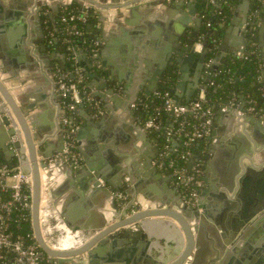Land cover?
Here are the masks:
<instances>
[{"label": "water", "instance_id": "water-1", "mask_svg": "<svg viewBox=\"0 0 264 264\" xmlns=\"http://www.w3.org/2000/svg\"><path fill=\"white\" fill-rule=\"evenodd\" d=\"M166 1L159 0L157 3L165 4ZM172 1V6L178 11H184L185 7L188 9L189 13L180 18L183 24H187L196 13V4L191 0ZM71 2L0 0V51L4 52L2 56L0 53V73L8 74L0 78V154L8 164H12L15 158L22 163L25 159L30 162L34 236L37 244L49 256L50 264H221L220 260L226 254L228 264H264V119L259 115L240 114V111H244V104L222 102L215 106L216 125L210 136L212 156L204 174L207 187L201 192L196 208L186 206L178 189L169 185L173 177H164L153 164L160 152L159 139H155L157 145L153 154L142 155L146 161L140 168H136L135 161L126 164V157L115 152L118 146L114 141L115 133L106 127L109 120H113V124L118 120L115 111L130 105L128 94H131L132 84L128 78H125L124 90L120 92L118 88L121 87L122 79L106 71L99 78L101 84L93 81L87 88L91 90L89 94L93 103L100 105V110L96 109L100 118L96 120V115L91 114L92 108L89 109L86 104L80 105L79 110L85 115L87 123L76 130L75 140L84 163L83 160L80 163L70 162L71 155H66L64 149L67 134L74 124L73 120L71 123L63 122L68 114L59 104L61 99L55 92L53 77L56 62V67L66 66L65 48L58 45L54 52L50 50L41 12L49 7V16L53 19L54 27L59 30L57 17L60 7ZM78 2L83 4L82 1ZM241 2L245 4L244 0ZM239 10L240 6H237L234 13L235 16H241L242 20L236 23L233 19L232 25L239 27L237 30L242 33L243 44H246L248 38L243 24L248 21V10H243L246 15L240 14ZM262 19L261 23L256 24L260 27L258 40L261 44L264 43V17ZM194 20L200 25L197 31L189 36L188 45L177 43L178 55L167 64L170 67L175 62L179 65L176 89L171 90L177 104H182V92L189 95V103L196 91L205 88L200 83V77L207 61V50L199 58H196L195 53V40L202 18ZM251 24L255 25V22ZM99 31L103 32L101 29ZM36 44L38 47L35 49ZM222 49L225 50L226 45ZM232 51L242 52L243 49ZM56 52L59 60L53 54ZM219 62L220 59L216 58L211 69L217 70ZM193 63H196L194 84L187 88L183 86V79L188 66ZM23 70L28 71V77L39 84L23 92L13 91L4 84ZM164 75L161 67L154 74L155 81L163 80ZM160 85L154 82L147 88L146 94L157 90ZM51 94L60 107L58 113L56 109L53 111L57 123L52 121L50 131L44 132L39 126L40 114L32 113L39 108L43 109L41 114L44 115L49 109ZM138 95L137 90L136 97ZM34 100L37 103H33ZM92 125L98 126V133L94 138L91 137L87 145L85 140L90 136ZM123 126L135 132L134 125L123 122ZM56 127H59V132L57 144L54 145L47 136H51ZM18 134L22 136L19 139ZM178 144V141H174L173 147ZM94 149L97 150L95 155ZM259 153L260 159H257L255 154ZM108 162L117 163V166L109 168ZM192 162L188 164L189 167ZM154 177L163 184V189L150 185L149 192H155V196L150 197L152 203L144 204L140 194H149L145 184L154 181ZM127 178L130 183L128 188ZM46 189L50 193L51 203L70 229L93 230L91 237L79 247L55 249L44 237L41 206ZM121 189L129 193L130 202L126 207H120L117 202L115 192ZM132 197L137 203L132 201ZM93 205L102 211L88 213L83 209V206ZM154 218H170L184 233L185 245L172 260L165 261L150 254L155 241L150 236L148 226Z\"/></svg>", "mask_w": 264, "mask_h": 264}, {"label": "crops", "instance_id": "crops-1", "mask_svg": "<svg viewBox=\"0 0 264 264\" xmlns=\"http://www.w3.org/2000/svg\"><path fill=\"white\" fill-rule=\"evenodd\" d=\"M78 1L86 3L87 6L96 11L95 22H92L88 25L87 35L89 37V43L92 44L97 40L102 41L97 57L92 56L90 44L84 47H79L76 51L77 66L84 74L87 88H89L90 84L93 81L101 84L99 78L102 77L103 73L106 71L110 72L113 76H115V78L120 77L122 79L121 87L118 88L120 92L124 90L123 83H125V78H128V82H131L130 84H132V86H130L131 94H128V96H130L131 98L129 107L118 109L117 111H115L114 115L118 117V120L114 124L113 120H109L106 127V129L109 128L115 133L114 141L118 144V146H116L115 148V152L117 154H120L121 156L126 157V164H130L131 161H135L137 164L136 168H140L142 166V163L146 161V159L142 155L149 156L154 153V148L157 145L155 143V139H159L158 145L160 144L159 135H155L145 127V123L142 122L141 119L142 113H140L138 106L134 107L133 104L138 105L139 103L144 102L157 91L154 90L149 95L146 94L147 88L151 87L154 82L158 86L161 84V82H163V80L155 81L154 74L161 67H163L164 73L167 68L170 67L169 65L167 66V64L170 63L171 59H175L179 52V47H177V45L179 43L183 46L188 45L189 36L193 35V33L197 31L196 28L200 26L197 21L194 20V18H201V12L207 6L208 2H212L213 7L215 8V12H213V15H215V13L221 8L228 9L229 11V16L225 25L222 40L219 44V52L213 59V61L216 58L220 59V62L218 63V69L227 65L232 61V58L234 57L241 58V55L246 54L249 48L255 47L259 55L261 81L264 85V43L261 44L258 40L260 27L256 25L259 22L261 23L263 19L261 17L257 18L258 12L255 8L253 0H244L245 4L241 2V0H235L232 4H230L227 0H215L214 2L211 0H191L192 3L196 4L197 9L193 17L189 18L187 24H183L180 18H182V15H184L185 13H189L188 9L185 7L184 11H178V9L172 6V0H167L165 4H158L157 2L159 0H143L140 3L133 2L134 0ZM237 6H240L239 13L242 15H246V12L243 11L245 8L246 10H248V21L247 23L243 24V27L245 28V34L248 38V42L246 44H243L244 39L242 37V33L237 30L239 27L232 25L233 19L236 20V23H239L242 20L241 16H235L234 12ZM131 7H134L135 9L133 8L134 10H130L132 9ZM41 13L43 15H46L49 19L51 10L49 9V7H46L42 10ZM101 18L103 19V21H101ZM252 22H255V25L251 24ZM230 28H233V30L230 31V33H227ZM54 29L57 31L55 27ZM100 29L103 32H100ZM200 30L201 28L198 29V33H200ZM183 35H186L187 38ZM60 39L62 41L61 36L58 39L59 42ZM262 39L264 42V34ZM225 45L226 49L223 50L222 47ZM37 47L38 44L35 45V49ZM236 48L243 49V51H232V49ZM0 53L2 56L4 52L0 51ZM53 54H55L56 59L59 60L57 52ZM196 58H199V55H196ZM57 64L58 63L56 62V65ZM166 66L167 68H165ZM174 66L176 67V78L173 83L172 89H176V83L178 81L177 74L179 72V65L175 62ZM195 67L196 63L188 66L186 70V77L185 79H183L184 87L188 88L194 84V72L196 70ZM7 75V73L5 75L0 73V78ZM29 75L30 74L26 70L20 71L19 75L16 74L13 80L5 82L4 84L13 91L23 92L24 90L33 88L39 84L38 82L31 80L30 77H28ZM92 76H96V78H92ZM205 81L206 74L204 68L203 74L200 77V83L204 85ZM111 84H109V87H111ZM139 86L141 87V89ZM105 90L106 89H104V91ZM137 90L139 91V95L136 97ZM89 91V93H91V90ZM197 94H199V90L196 91L192 100L195 99ZM188 97L189 95L187 93L182 92L181 103H188ZM28 102L29 101H27V103ZM33 103H37V101L34 100ZM48 104L49 109L44 115L41 114V110L43 109L39 108H36L32 113L34 115L40 114L39 126L42 130H44V132L50 131L52 121H55V123H57V117L53 111H55L54 109H56L58 113L60 107L54 102L52 94L49 96ZM91 111H93L91 114L96 115V120H98L100 117L97 116V111L95 109H91ZM101 111L103 112L102 108ZM102 112H98V114ZM215 118L216 112L214 114V126L216 125ZM72 120L76 130L80 129L81 126H85L87 123L86 117L81 112V109H78L77 113L72 117ZM123 122L129 125H134L135 132L130 131L128 127H124ZM171 126L172 118L169 115L167 127ZM58 132L59 127H56L52 130L51 136H47L50 139V143H53L54 145L57 144ZM97 133L98 126L92 125L90 136H87L85 140L87 145L91 142V137L94 138ZM210 136L211 134L208 135L206 137V140L204 141V152L206 153V159L202 172V191L207 187V184L204 181V174L206 172L207 163L212 156V154L210 153L212 149ZM76 146L77 151L80 153L77 141ZM96 151L97 150L95 149L93 150V155H95ZM26 155L28 157L27 150ZM259 155L260 153L255 154L257 159H260ZM158 157L159 154L153 161V164L157 166V170L162 173L164 177H169V173L158 167ZM82 160L84 163V159ZM112 165L117 166V163L111 164L110 162H108L109 168H111ZM252 166L254 167L255 165ZM150 185H154V187L156 188L163 189V184L160 183V181L156 177H154V181H150L145 184L146 190L148 192L150 190ZM169 185L172 188H177L180 192L173 178L170 179ZM46 190L47 193L43 194L42 202L43 198L49 201L50 208L46 211V216L44 218L42 217L41 213L42 232L43 234L45 233L44 237H47V239L50 240L52 244L56 243L60 245V243L62 244L64 242L65 235L69 236L68 232H70V230L73 232L82 230L70 229V226L64 221V218L61 217L54 208L53 204L51 203L52 200L50 197V193L48 189ZM117 192L118 191H116L115 193ZM154 193L155 192L150 191L149 194H140L142 202L144 204L152 203L150 197H154ZM132 201L137 203L135 197H132ZM72 208L77 210L75 206H73ZM83 209L87 210L88 213H97V211L100 213L102 211V209L97 205L83 206ZM75 214L79 215L78 213ZM154 219L155 220H152L153 222L150 225L148 224V231L150 233V236L155 241L154 245L150 249V254L158 259L160 258L165 261L172 260L183 249L185 245L184 233L181 230L180 226L170 218ZM80 222L84 223V221ZM89 222H91V220ZM83 232L90 233L93 232V230H84ZM227 257L228 256L226 254L220 260L221 264H228L226 262ZM241 260H243V258H241ZM10 263L13 264V254H10L8 258V264Z\"/></svg>", "mask_w": 264, "mask_h": 264}, {"label": "built area", "instance_id": "built-area-1", "mask_svg": "<svg viewBox=\"0 0 264 264\" xmlns=\"http://www.w3.org/2000/svg\"><path fill=\"white\" fill-rule=\"evenodd\" d=\"M64 2L66 0H53ZM213 1V0H211ZM66 5H61L65 7ZM83 6L88 9H92L83 2ZM88 12L85 11L84 14H69V16L64 15L61 18V22L70 23L73 22L72 29L74 34H82L81 30L77 26V22H87ZM47 22V21H46ZM48 41L47 43L52 46L54 44V33L49 31L47 33ZM101 40L94 41L91 44V52L93 57H97L101 47ZM254 43V42H253ZM255 51L257 49L253 47ZM71 49V48H70ZM205 43L203 39H199L195 43V53L201 55L204 53ZM245 59L248 58L246 54L241 55ZM66 60L76 63V67L73 76L77 78V81H72L68 79L66 73L55 74L53 75L56 92L60 99L69 98V102L61 101L60 106L62 109L66 110L69 114L63 122L71 123L72 117L77 113L80 105L88 101L93 105L95 109L100 110V105L98 103H93L92 97L89 95L83 96L81 89L79 88V83L83 82L84 74L81 69L77 66V57L76 51L74 54L66 55ZM213 59H209L205 63V69L207 73L211 74L209 70L212 71ZM264 91V88H263ZM155 95L159 96L163 100L164 110L172 118V126L165 128L166 130V139L163 145L161 144L159 157L157 159L158 167L169 173L174 181L176 186L179 188L182 198L186 206L196 208L199 204V199L201 197V192L203 189L202 182V172H203V160L195 159L191 151L186 149L179 151L180 149V137L185 131L183 123L180 121V118L187 116L189 114L199 115L204 118L201 128L195 127L192 131L185 133V138L183 145L184 147H190L194 143L205 139L208 135L211 134L214 129V114L212 117V112L207 110H202L203 102L205 101V89L199 91L198 97L196 100H192L189 103L177 104L173 99L171 91L166 92H155ZM134 107L138 106L133 104ZM240 114L247 113L251 115L255 114V108L248 107L247 110L240 111ZM260 118L264 119V115H259ZM175 123H179V128L173 130ZM145 127L149 131H159L162 129V124L158 121L157 117H153L145 122ZM76 128H72L67 134V140L65 142L64 152L66 155L70 154V162L80 163L82 157L77 151L76 140H75ZM22 137L18 134V139ZM17 139V138H16ZM178 141L179 144L177 147H173V142ZM178 152L179 155L177 158H173L172 155ZM193 156V157H192ZM1 157V155H0ZM169 160L166 165L165 162ZM178 160L180 162H178ZM193 161V162H192ZM192 162V166L189 167V163ZM30 185V192L26 193L24 187ZM129 178L126 180V187H129ZM9 196L4 198L1 194L8 193ZM118 205L120 207H126L129 202V193L125 190L118 191L116 193ZM32 207V176H31V166L28 168L24 165V162H20L16 167H10L6 163L2 162L0 159V264H8V258L10 254H13V264H42L43 254L39 249L37 243H26L24 237L19 236L16 239L12 238V234L9 231V222L12 218V214L15 210L26 211L23 216L25 219L31 214ZM27 213V215H26ZM49 261V260H48ZM50 264V262H49Z\"/></svg>", "mask_w": 264, "mask_h": 264}, {"label": "trees", "instance_id": "trees-1", "mask_svg": "<svg viewBox=\"0 0 264 264\" xmlns=\"http://www.w3.org/2000/svg\"><path fill=\"white\" fill-rule=\"evenodd\" d=\"M215 0H213L214 2ZM230 4H232L235 0H227ZM255 4V8L259 13L260 17H264V0H253ZM88 12L87 22H77L78 28L81 30L82 34L76 35L72 29L73 22L70 23H60V29L55 30L54 26L48 21L46 15H43V22L46 29V34L49 31H52L55 35L54 44L50 46V50H55V48L60 45L64 46L65 54H74V50L76 51L79 47L87 46L89 43V37L87 35L88 25L96 20V11L94 9H88L83 6L78 1H72L70 4H67L65 7H60L59 19H61L64 15L69 16V14H84V12ZM215 8L213 7L212 2H208L207 6L201 12L202 25L200 33H198V37L196 41L199 39H203L205 43V49L207 50L206 58L214 59L219 52V44L222 40V36L225 30V25L228 20L229 11L228 9H219L215 15ZM47 21V22H46ZM48 35V34H47ZM62 37V41L56 42L57 38ZM48 41V40H47ZM71 48V49H70ZM248 56L247 59L244 57L232 58V61L229 62L224 67L218 69L217 71L207 73V69H205L206 81L204 83L205 89V101L202 105V110L209 109L213 114H215V106L218 103L229 102L232 105H241L242 102L244 104V110H247L248 107L255 108V114L264 115V85L261 81V67L259 61L258 52L255 51L253 47L249 48L246 52ZM76 67V63L66 61L65 68L56 67L53 71V74H62L66 73L68 75V79L72 81H77V78L73 76L74 69ZM176 78V67H169L164 75L163 82L156 92H166L171 91L173 83ZM79 88L83 96L89 95V91L86 86L85 80L78 84ZM198 97V94L195 97ZM194 100V99H193ZM61 101L69 102V98H62ZM84 104L89 108L95 109L92 104L86 101ZM138 108L140 113H142V122H146L147 120L157 117L158 121L162 124V129L159 131H152L155 135H159L160 144L163 145L166 139V130L167 123L169 120V114L164 110L163 100L155 95H151L147 100L138 104ZM96 110V109H95ZM202 112V111H201ZM200 112V114H201ZM68 114V113H67ZM199 115L189 114L187 116H183L180 118V121L183 123V127L185 131L178 138L180 139V149L182 151L184 149L191 151L192 155L195 159L203 160L205 162L206 153L204 152V141L202 139L190 147H184V136L188 131H192L195 127L201 128L204 118H201ZM69 116V114H68ZM173 130H177L179 128V123H175L172 127ZM179 155L178 152H175L172 157L177 158ZM192 156V157H193ZM1 161L6 163L10 167H16L19 164L18 159H14L12 164H8L3 157H0ZM169 160L165 162L167 165ZM178 162H180L178 160ZM30 185H26L24 187V191L26 193L30 192ZM125 190V189H121ZM4 198L9 196L8 193L1 194ZM26 211L23 210H15L12 214V218L9 222V231L12 234V238L16 239L19 236L24 237L26 243H37L34 236V229L32 225V217L31 214L25 219L24 213ZM27 215V213H26ZM43 254V262L42 264H49V257L45 253V251L39 247Z\"/></svg>", "mask_w": 264, "mask_h": 264}, {"label": "bare ground", "instance_id": "bare-ground-1", "mask_svg": "<svg viewBox=\"0 0 264 264\" xmlns=\"http://www.w3.org/2000/svg\"><path fill=\"white\" fill-rule=\"evenodd\" d=\"M24 165L30 168V162L26 159L24 160ZM45 178L46 177L43 175V181H45ZM44 187H45V183H44ZM49 204H50L49 201L43 198L42 209H41L43 218L46 216V211L50 208ZM68 233H69L68 234L69 236L65 235V240L62 244L60 243V245L56 243H54L55 245L52 244L51 241L47 239V237H46V240L55 249H70L73 247H79L80 245L85 243L91 237V234H92V232L90 233H86L83 231L73 232L71 230Z\"/></svg>", "mask_w": 264, "mask_h": 264}, {"label": "flooded vegetation", "instance_id": "flooded-vegetation-1", "mask_svg": "<svg viewBox=\"0 0 264 264\" xmlns=\"http://www.w3.org/2000/svg\"><path fill=\"white\" fill-rule=\"evenodd\" d=\"M57 19H58V22L59 23H61L60 21H61V19H59V15H58V17H57ZM48 21H50V23L53 25V19L49 16V20ZM42 23H43V19H42ZM54 26V25H53ZM43 27H44V32H45V35L47 36V34H46V29H45V26H44V23H43ZM58 39L59 38H57V40H56V42L58 41ZM52 51H54V50H52ZM77 51V50H76ZM66 55V54H65ZM216 112V111H215ZM203 167H204V165H203Z\"/></svg>", "mask_w": 264, "mask_h": 264}, {"label": "rangeland", "instance_id": "rangeland-1", "mask_svg": "<svg viewBox=\"0 0 264 264\" xmlns=\"http://www.w3.org/2000/svg\"><path fill=\"white\" fill-rule=\"evenodd\" d=\"M20 163V162H19Z\"/></svg>", "mask_w": 264, "mask_h": 264}]
</instances>
